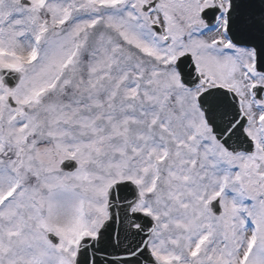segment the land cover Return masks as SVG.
I'll return each mask as SVG.
<instances>
[{
	"label": "snow or ice",
	"instance_id": "1",
	"mask_svg": "<svg viewBox=\"0 0 264 264\" xmlns=\"http://www.w3.org/2000/svg\"><path fill=\"white\" fill-rule=\"evenodd\" d=\"M0 264H264V0H0Z\"/></svg>",
	"mask_w": 264,
	"mask_h": 264
}]
</instances>
